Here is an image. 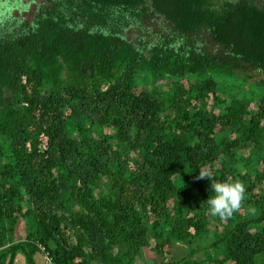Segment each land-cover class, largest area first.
Instances as JSON below:
<instances>
[{"label":"trees","instance_id":"trees-1","mask_svg":"<svg viewBox=\"0 0 264 264\" xmlns=\"http://www.w3.org/2000/svg\"><path fill=\"white\" fill-rule=\"evenodd\" d=\"M50 1L0 0V264H134L150 239L189 248L158 264H264V0ZM227 178L245 196L212 217Z\"/></svg>","mask_w":264,"mask_h":264},{"label":"rangeland","instance_id":"rangeland-1","mask_svg":"<svg viewBox=\"0 0 264 264\" xmlns=\"http://www.w3.org/2000/svg\"><path fill=\"white\" fill-rule=\"evenodd\" d=\"M11 2L19 1L18 5L26 4L27 7L19 8L13 7L11 11V15L14 17L23 18V22H32L36 14L39 13L40 10H44L45 8L51 5L50 0H9ZM21 2V3H20ZM3 16V15H2ZM169 25L167 21L164 19L157 20H148V23L145 25H138L132 23L130 26L126 27L119 34L122 35L125 39L134 42L135 44H139L142 40L152 41L151 39L154 37L155 33L164 34L166 33L165 28ZM203 47L207 49L209 52L216 51L219 52L222 48L212 44L210 41H206L203 43ZM145 53L147 52L144 50ZM250 74L253 77L249 79V82H255L261 80L262 75L258 74L255 68L246 67L241 70L240 77L243 75ZM236 88V87H235ZM245 91L248 89L246 87L243 88ZM237 92V88L236 91ZM16 239H21L24 237V222L22 219L19 220L16 229ZM189 248L182 244H174L170 246L168 249L167 255L162 257L158 252H156L155 240L150 239V243L142 249V252L139 256H137L134 260V264H158L159 262H169L172 258H180L186 254H188ZM191 259L198 260L203 259L204 255L202 250L197 251L191 257ZM14 264H27L25 262L23 255H18ZM34 264H50L49 259L45 256V253L42 251L36 252L34 255Z\"/></svg>","mask_w":264,"mask_h":264},{"label":"clouds","instance_id":"clouds-1","mask_svg":"<svg viewBox=\"0 0 264 264\" xmlns=\"http://www.w3.org/2000/svg\"><path fill=\"white\" fill-rule=\"evenodd\" d=\"M199 178L210 179L211 173L200 171ZM213 195L207 198L208 212L212 217L227 219L238 210L245 196L244 185L234 179L227 178L221 182L211 184ZM254 212V209L250 210Z\"/></svg>","mask_w":264,"mask_h":264},{"label":"built area","instance_id":"built-area-1","mask_svg":"<svg viewBox=\"0 0 264 264\" xmlns=\"http://www.w3.org/2000/svg\"><path fill=\"white\" fill-rule=\"evenodd\" d=\"M45 256L49 259V257L45 254ZM49 262H50V264H51V261H50V259H49Z\"/></svg>","mask_w":264,"mask_h":264}]
</instances>
